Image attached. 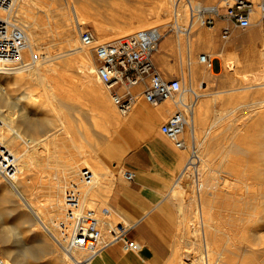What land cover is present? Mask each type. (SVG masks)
Segmentation results:
<instances>
[{"label":"rangeland","instance_id":"rangeland-1","mask_svg":"<svg viewBox=\"0 0 264 264\" xmlns=\"http://www.w3.org/2000/svg\"><path fill=\"white\" fill-rule=\"evenodd\" d=\"M95 1L97 0H91V2L94 3ZM114 1V6L117 7L114 10H112L114 7L111 6L107 11L102 13L96 12V14L79 11L76 16L78 22L74 24L76 28V49L74 51H70L71 44L69 43V28L73 25V20L70 18V15L66 14L67 11L64 7L65 0H26L20 5L22 7H20L18 3L15 7L14 14L29 23L30 28H28V31L37 41L40 50H38V52H40L39 54L41 57L50 60L52 69L47 73L49 79L48 83L56 81L61 89L56 93V99H58L56 101L47 93H44L36 81L28 80L25 83L21 82L19 86L9 87L12 90L9 96L11 102L17 103L19 106H16V108L4 104L0 106L1 110L6 111V113L11 110L14 116H17L18 110H21L22 107L33 106L39 109L37 116L48 113L56 118L55 124L47 132L41 131L32 133L31 135L32 137H37L44 133H55L54 136L50 138V142L46 144L48 151L42 148L40 149L38 155L39 163L43 166L31 167L27 177L20 182L21 189L32 198L35 204L43 203V205H45L49 196L53 194L52 179L54 168L63 166L66 170L67 165L75 167L73 172L70 173L71 179H68L67 185L76 181L80 168H88L93 173L94 180L91 185L82 188V194L85 192L86 188H89L88 193H90L91 196L97 193L101 184L104 183L107 185L110 183L114 174L120 171L121 164L129 150L130 146L127 145V143L132 141V134L130 128L126 125L124 126L129 131L131 139L123 137V129H125L123 124L127 121L129 113L124 116L120 115L110 102L107 90L97 77L95 59L88 48L80 45L79 36L85 28L88 29L96 39L101 41L118 38L152 26H159L161 30H165L169 28L172 23V21L170 23L172 8L175 6V2L179 0ZM170 1L172 2L171 6ZM190 2L198 8L223 6L222 0H190ZM247 2L253 3V6H255L251 15V25L249 27L241 28L235 25V30L233 32L224 35L222 32L217 33L214 27L207 28L195 21L188 37L185 33L178 36L175 30L167 29L168 31L160 42V48L154 56L156 66L164 73L166 78L178 77L182 80L185 88L191 87L198 92H202L203 97L201 98L210 102L211 99H217V101L212 104L211 114L212 116L225 115L213 129V146L211 145L209 149L211 152L209 153L210 168L213 167V169H211V178L209 177L207 181V190L205 194L202 195L203 204H201V212H199V208L195 207L191 202L194 192L192 188L193 183L189 171L185 169L189 165L188 163L191 155L189 130L188 128L186 129L184 136L187 142L186 144H189V147L187 146L184 152L186 153L187 161L173 184L176 185V182H182L185 184V189L181 193L183 197L172 198L170 193L167 196V200L171 206L173 222L175 223V233L172 241V258L170 261L163 264H196L194 258L196 259L199 255L205 254V242H207L210 249V263L248 264L245 260L248 259L256 264H264V253H261V250H264V204L258 205L256 209L259 213L255 214L256 209H252V206L242 204V202L240 203L236 200H231L228 196L224 195L220 187L226 182L219 178V175L230 165L228 163L236 160L237 157L240 158V156H253V162H250L251 165H264V114L257 119L252 118V116H250V109L252 108H249L251 104H248V107H246V105L243 106V104L251 103L259 99V93L258 95L257 93L247 94V91L244 89H236L239 87V84L243 86L249 83V79L243 78L245 75L253 73V78H255V73L258 72L256 73V79L264 77V62H262V59H259L260 54H258L264 51V22L260 21L261 13L258 8L259 4L264 2V0H247ZM223 10L224 9L221 8V12H223ZM181 24H183V22ZM198 32L201 34L195 36ZM207 34H211L213 38H215L216 46H224L226 50L222 48L219 49L216 46V48L209 46L204 42L194 43L191 55L192 59H196L198 65V67L196 65L197 69L205 71V65L199 63L197 59L200 54L204 53L211 55L212 58L216 57L219 64L216 63L214 67L215 75L209 77V81L205 82L201 77H197L196 79L192 77L190 79L187 66V61L189 60L187 58L188 45L186 46V41L191 42L192 39L197 40V38ZM168 39L170 44L161 50V44ZM179 42L181 47L179 46ZM215 53H220L222 62L219 57L215 56ZM225 53L235 62V65L237 64L234 68L235 70L230 71L226 69L227 61ZM160 58L162 59L161 61ZM252 59L255 61L253 62ZM251 68L252 70L250 71L249 69ZM232 73L233 75L231 76ZM240 74L242 75L240 76ZM7 76H9L7 72L0 74V82L4 85L6 83L4 78ZM238 78L240 79L239 81L237 80ZM193 79H195V82ZM198 79H200V81ZM195 83H198L196 84L197 87ZM202 83L205 87L204 89H199V85ZM241 85L240 87H242ZM91 89L104 100V108L97 109L95 100L89 95V90ZM253 89L254 90L251 92H256L255 88ZM19 93H23L24 97L19 98ZM234 95L236 96L235 102H233V100H228L234 97ZM74 98L81 100L80 104H82V107L88 109L86 113H77L75 117H72L69 115L66 108H63L59 104L60 101L73 103ZM74 103H76L74 104L75 106L79 105L78 102ZM168 105L169 111L160 119L158 128L175 110L171 102H169ZM146 106L148 108H157L148 104H146ZM14 127L22 126H20V123H17ZM70 138H74L78 149H75V145H73L74 141ZM89 147L90 149L92 148L91 153H95L93 154L94 156L89 152ZM113 150H118L119 153L113 155ZM47 153L52 155L48 158ZM216 155L218 159L215 157ZM212 156L213 158H211ZM231 159L232 161H230ZM47 160L49 161V166H45ZM104 171L106 176L101 175ZM184 171L186 173H183ZM217 171L220 172L218 173ZM214 172H216V175ZM3 179L4 178L0 175V182L5 184V179ZM227 181L229 182L228 179ZM213 186H215V188ZM217 187H219L218 190H216ZM99 193L96 198H93L92 203L87 201L85 206L88 209H95L97 213H100L102 208L107 207L105 204L106 191L101 190ZM180 203L183 209L179 211L178 206ZM7 207L8 204L0 199V210L5 212ZM249 210L250 213L248 214ZM251 210L255 213L253 212V214ZM60 214L61 213H57L54 221ZM7 218V222L1 224L0 228H5L12 222L9 217ZM101 220L106 223L110 220L115 226L121 223V221L113 216H111L109 220ZM202 221H208L210 229L199 227ZM257 221L261 224H257ZM247 222H249V225H246ZM251 224L255 227L250 226ZM244 226H246L245 229ZM27 227L28 226L21 227L23 235H27L25 232ZM236 229L240 230L239 232L241 234L238 233L236 235ZM258 229H262L261 231L263 232L260 230L257 231ZM251 230L253 232H251ZM113 232L114 230H112V233H105L108 237L105 236V234L103 236L109 239V237H111L110 234L114 235ZM257 233L261 235V238ZM50 241L53 248L56 249L55 252L57 256H60L59 258L62 259L61 255H64L63 252L59 250L54 241ZM241 241H246L250 244V247L245 248L244 253H242L243 255L237 257L233 251H241L240 246H243ZM4 245V247H0V255L2 256L8 255L7 250H5L6 244ZM7 247L9 251L14 248L13 244ZM217 253H220V259L216 261L215 258ZM54 258V254L44 253L39 259H30L29 261L30 264H47V262L52 261ZM61 264L69 263L67 261L65 263L61 261Z\"/></svg>","mask_w":264,"mask_h":264},{"label":"bare ground","instance_id":"bare-ground-1","mask_svg":"<svg viewBox=\"0 0 264 264\" xmlns=\"http://www.w3.org/2000/svg\"><path fill=\"white\" fill-rule=\"evenodd\" d=\"M25 1L26 0H13V5L11 8V16L12 18H14L17 24L23 29L26 39L28 41L29 47L23 52L20 65L12 66L10 68L0 67V74H3L4 72L5 73L7 72V74H9V76L4 78L6 82L5 85L0 82V106L2 104L15 107V108L16 106H19L17 103L11 102L9 96L12 90L9 87L19 86L21 82L25 83L28 80L36 81L37 84L40 86L41 90L44 93H47L53 100H56V101L58 100L56 99V93L57 91L61 90L59 84H57L56 81L53 83H48L49 79H48L47 73L49 70L52 69V65L50 63V60H48L47 58L41 57V55L39 54L40 52H38L39 48L37 45V41L35 37L32 36L28 31V28H30L29 23L25 20H22L19 16L14 14L17 3L20 6ZM187 1L179 0L178 2H175V6H173L172 8V14L170 15L171 16L170 23L173 20V16H175V19L177 20V22H174V24L176 28H178L177 29L178 36L180 34L185 33V35L188 37L192 30L191 29L189 32L183 31V28L187 27L188 21H189L188 10H187V5H186ZM114 3H115L114 0H111V1L97 0L95 1V3L91 2V0L90 1L89 0H65L64 7H65V10L67 11L65 12L67 15H70V18H72L73 20L72 21L73 25H71L69 28L70 30L69 31V43L71 44L70 51H74L76 49V43H75L76 28L74 24H77L78 22L76 19V16L79 13V11L95 13V14L96 12L102 13L104 11H107L109 7L111 6L114 7L112 10L117 8L116 6H114ZM171 4L172 2L170 1V6ZM3 9L4 8H0V13H3ZM182 22L183 24H181ZM194 23H195V19H193V22H191L192 24L191 28H193ZM214 39L215 38H213L211 34H207L200 38H197V40L192 39L191 42L186 41V46L188 45L187 46V51H188L187 58L189 60L187 61V66H188L190 79L192 77H195V79L197 77L199 78L201 77L206 82V81H209V77L215 75V73H213L211 69H209L207 65L203 63L202 64L205 65L206 67L205 71L203 70L200 71L199 69H197L198 65H197L196 59L195 58L192 59V55H191L193 51L194 43L204 42L205 44L209 46L215 47L216 42ZM98 41L103 42L101 40H98ZM169 44H170L169 39L167 41H164L161 44V50H163L164 47L168 46ZM80 45L82 47H85L81 43ZM179 46L181 47L180 42H179ZM216 47L219 49L220 48L225 49L224 46L223 48L220 45ZM215 54H216L215 56L219 57L222 60V56L220 55V53H215ZM258 54H260L259 59L260 60L262 59V62H264V51ZM227 55L228 54L225 53V56H226L225 58L227 61L226 69L233 71L235 70L234 68L236 67L237 64L235 65V62H233V60L230 59V57ZM199 56L197 59L199 63H201ZM161 60L162 59L160 58V61ZM254 61L255 60H253V62ZM249 70L251 71L252 68ZM256 73H255V78H253L254 76L253 73L243 76L244 79H247V80L249 79L248 80L249 83L243 86L239 84V87L240 85L242 87L240 88L238 87L236 89H244L247 91V94L257 93L258 95L259 93V96H260L259 99H257L254 102L252 101L251 103L243 104V106L246 105V107H248V104H251L249 106V108H252L250 109L251 111L249 110L250 116H252V118L257 119L264 114V77L260 79H256V76H257ZM232 75L233 73L231 74V76ZM241 75L242 74H240V76ZM238 77H239V74H238ZM195 79H193L194 82H195ZM198 80L200 81V79ZM237 80L239 81L240 79L238 78ZM227 82L229 83L228 80ZM196 84L198 83H195V85ZM253 88H255L256 92L255 91L251 92L252 90H254ZM196 92L198 93V96H197V99L192 103L190 119L188 122L191 155H190V160L188 163L189 165L185 169L189 171V175L191 176L192 183H193L192 188L194 192L191 198V202L195 205V207L199 208V212H201L200 208H201V204H203L202 195L205 194L207 190L206 188L207 181L209 177L211 178V175H212L211 169H213V167L210 168V158H209V155H210L209 153H211L209 149L214 139L213 129L218 125L219 121L223 119L225 115L212 116L211 107H212V104L217 101V99L215 98L211 99V102H210L206 99L201 98L203 97L202 92H198V91ZM23 93H19L20 95L19 98L24 97ZM89 95H91L93 97V100H95V105L97 109L98 108L102 109L105 107L104 100L94 90L92 89L89 90ZM236 96L234 95V97H231L228 100H233V102H235ZM76 98L73 99V103H66L65 101L59 102V104L63 108L64 107L66 108L69 115L72 117H75L77 113L78 114H82L83 112L86 113L88 110L86 108H83L82 104H80L81 100L79 99L77 100ZM187 100H189L188 97H184V101H187ZM74 102H78L79 105L75 106L74 104L76 103ZM169 102L170 101H165L159 106H157V108L155 109L157 111L168 110ZM134 109L135 110L137 109V104H135ZM38 113H39V109L33 106L32 107H27V106L22 107L21 110H18L17 116H14L13 113H11V110L6 113V111L1 110L0 108V166L1 165L3 166L5 161H10L9 159H11V157L14 159V162H13L14 168L12 169L13 172L9 170L5 171V169L3 168L4 173L8 176L5 178L1 176L2 178L5 179V184H2L0 182V199L8 204V207L6 208L5 212H2L0 210V226L1 224H4L7 222L6 220L8 219L7 217H9L10 220H12V222L8 224L5 228H0V247L1 246L4 247L5 246L4 244H6L5 250H7V253H8V255L6 256L0 255V257L3 260H5L6 263L8 264H30V261H29L30 259H39L41 255L44 253L54 254V257H55L52 261L47 262V264H61V261L62 262L64 261V263L67 261L64 255H61L62 259L59 258L60 256H57L55 252L56 249L53 248V245L51 244L50 240H52L53 242L52 234H51L53 232L52 224L54 223V218L57 215V213L58 214L61 213L62 198H63L66 187L69 185V184L67 185L68 183L67 181L68 179H71L70 173L73 172V169L75 167L72 165H67L66 170L63 166L60 168L59 167L54 168V174H53V179H52L53 194L49 196V199H47L45 205H43V203H39V204L33 203L32 198L29 195H27L20 187V182L27 177L28 172L31 169V167L33 166L42 167L43 166V165L41 166V164L39 163L38 155L40 153V149L42 148L45 151H48L46 144L50 142V138H52L55 134V133L53 134L44 133L37 137L31 136L32 133L41 132V131L47 132L55 124V121H56V118H54L55 116L53 115H50L48 113H43L42 116H37ZM154 116L152 114H149L143 118L144 119L143 120V130H142L143 133H146V132L148 133L153 128L154 121H157V119L155 120ZM17 123H20V126L22 127H14V125ZM135 123L136 122L134 121V119H132L131 121L127 120L125 121L123 126L126 125L130 127V126H133ZM123 137L127 139H131L129 131L126 129V127L125 129H123ZM70 139L71 140L73 139L74 141V138H70ZM73 145H75L74 146L75 149H78V146L75 141ZM187 146L189 147V144ZM91 149L89 147L90 153L92 151ZM118 153H119L118 150L112 151L113 155L118 154ZM91 154L92 156H94L93 154L95 153L92 152ZM51 155L48 154V158ZM213 156L211 158H213ZM215 157H217V155ZM237 158L236 160H233V161L232 159L230 160L232 162L228 163L230 165L227 167L226 170L222 169L224 171L219 175V178L221 180L223 179L224 182L226 183H224V185L220 187V189L224 193V195L228 196L231 200H236L237 202H240V203L242 202V204H247L249 206H252V209H256L259 204H264V165H251L250 162H253V156H247V157L240 156V158L238 159ZM46 165L49 166L48 160L45 163V166ZM1 169L2 167H0V171ZM183 173H186V172L184 171ZM214 173L216 175V172ZM101 175L106 176L105 171L101 173ZM227 179L229 180V182L227 181ZM184 185L185 184H183L182 182H176V185H173L172 190H171L172 198L183 197V194L181 193L185 189ZM108 186H109V183L107 185L104 183L101 184L99 187V190H97V193H94L91 196H90V193H88L89 188H86L85 192H83L82 194V204H81L82 207L84 208L86 206L87 201H90V203H92L93 198H96L100 194L99 192L101 190H104L107 192ZM213 187L215 188V186ZM218 188L219 187H217L216 190H218ZM182 209H183V206L180 203V205L178 206V210L180 211ZM242 212H243V208H242ZM253 212L254 211H252V213ZM255 212H254L255 214L259 213L257 209ZM249 213H250V210L248 214ZM101 223L104 225V228L111 226L110 223H106L102 220H101ZM248 223L249 222H247L246 225H249ZM258 223L261 224L260 222L257 221V224ZM25 226H28L27 230L25 231L27 235H23L22 230H21V227H25ZM250 226L255 227L253 226V224H251ZM256 226H259V225H256ZM199 227L201 228L205 227V228L210 229V224L208 223V221H202ZM245 228L246 226H244V229ZM259 230L260 229H258L257 231ZM239 231L240 230L236 229V235L240 233ZM251 232L253 231L251 230ZM258 235L261 238V235L260 234ZM107 240L108 239H106L103 236V241L105 242ZM258 241L260 242L259 238H258ZM241 243H243L242 244L243 246L242 247L240 246L241 251L239 250L233 251L237 255V257H240L241 255H243L242 253H244L245 248L250 247V244H248L246 241H241ZM10 244H13V247H14L13 250L11 251H9L7 247ZM204 249H205V254L199 255L196 259L194 258L195 263L196 264H213V262L210 263V258H209L210 249H209L207 242H205ZM262 252L264 253V250H261V253ZM76 256L82 257L83 255L76 254ZM219 259H220V253H217L215 260L217 261ZM245 260L248 264H256L252 260H248V259H245Z\"/></svg>","mask_w":264,"mask_h":264},{"label":"built area","instance_id":"built-area-1","mask_svg":"<svg viewBox=\"0 0 264 264\" xmlns=\"http://www.w3.org/2000/svg\"><path fill=\"white\" fill-rule=\"evenodd\" d=\"M187 1V0H186ZM222 7H195L187 1L188 25L183 31L189 32L193 19L201 26L213 28L217 20H227L237 27L247 28L251 25V15L255 6L247 0H222ZM13 0H0V67L10 68L21 64L22 54L29 47L23 29L11 16ZM221 8L224 9L221 12ZM260 21L264 22V2L259 4ZM178 17V16H177ZM175 16L168 30L177 29ZM167 29L159 26L140 29L132 33L99 42L88 29L80 33V43L91 51L95 59V71L106 88L109 98L120 115H127L138 100L157 107L165 101L173 103L175 110L160 125L159 132L169 140L175 148L185 150L187 142L185 132L188 128L192 103L197 99L196 90L185 88L178 77L166 78L156 66L154 56L160 48V42ZM224 35L230 30L224 28ZM200 62L211 69V55L204 53L199 56ZM3 70V69H1ZM202 87V88H201ZM200 84L199 89H204ZM188 96L190 101H184ZM5 161L0 171L7 177L3 168L11 172L14 159ZM7 167V168H5ZM121 176L131 181L135 177L132 170H121ZM94 180L93 173L86 167L80 168L75 182L69 183L64 191L61 202V214L53 224L52 239L61 250L69 264H91L93 259L106 247L119 243L126 252L137 248L134 241L129 240L127 233L130 226L119 223L115 226L114 235L103 241L101 219L112 215L109 207L97 213L95 209L82 207V188ZM112 233V232H111ZM76 254H82L77 257ZM0 264H8L0 257Z\"/></svg>","mask_w":264,"mask_h":264},{"label":"crops","instance_id":"crops-1","mask_svg":"<svg viewBox=\"0 0 264 264\" xmlns=\"http://www.w3.org/2000/svg\"><path fill=\"white\" fill-rule=\"evenodd\" d=\"M234 27L227 20H217L214 25L217 33L224 28L231 33ZM198 34L201 33L195 36ZM218 62L216 57L211 59L213 73ZM136 104L137 111L134 106L127 118L129 121L134 119L136 123L129 127L132 141L127 143L130 147L121 164V170H132L135 177L128 181L120 171L116 172L109 183L105 204L111 209V216L130 226L127 237L137 244V248L126 252L119 243H115L103 249L91 264H163L172 258L175 223L167 196L171 194L187 156L184 150L175 148L159 132V121L169 109L157 111L148 108L143 100ZM149 114L155 115L157 121L148 133H143V118ZM108 223L111 226H105L104 234L112 230L116 233L113 222L109 220Z\"/></svg>","mask_w":264,"mask_h":264}]
</instances>
